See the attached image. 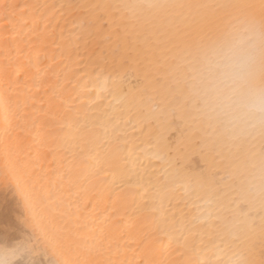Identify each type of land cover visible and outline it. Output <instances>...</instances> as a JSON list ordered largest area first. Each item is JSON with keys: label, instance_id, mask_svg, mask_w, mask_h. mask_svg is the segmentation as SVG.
<instances>
[{"label": "snow or ice", "instance_id": "6c2138e0", "mask_svg": "<svg viewBox=\"0 0 264 264\" xmlns=\"http://www.w3.org/2000/svg\"><path fill=\"white\" fill-rule=\"evenodd\" d=\"M112 7L0 3L8 21L0 36V188L17 209L0 221V240L13 256L40 246L48 264H255L247 239L206 240L203 211L174 210L166 181L173 150L161 143L144 94L131 88ZM45 79L51 96L37 109L29 85L39 89Z\"/></svg>", "mask_w": 264, "mask_h": 264}, {"label": "bare ground", "instance_id": "6f19581e", "mask_svg": "<svg viewBox=\"0 0 264 264\" xmlns=\"http://www.w3.org/2000/svg\"><path fill=\"white\" fill-rule=\"evenodd\" d=\"M104 3L113 6L110 26L130 54L131 88L144 94L153 127L161 129V143L173 150L166 181L174 210L189 216L203 211L207 222L198 230L204 239H247L255 246V264H262L264 113L251 109L247 101L264 89V0ZM7 23L0 16V36ZM24 80L22 75L19 83ZM48 83L40 81L39 89L29 85L37 109L51 96ZM16 211L11 191L0 188V221ZM226 254L231 255L227 249ZM4 258L48 264L50 254L38 246L29 255L21 249L13 256L12 247L0 240Z\"/></svg>", "mask_w": 264, "mask_h": 264}, {"label": "clouds", "instance_id": "9594fccd", "mask_svg": "<svg viewBox=\"0 0 264 264\" xmlns=\"http://www.w3.org/2000/svg\"><path fill=\"white\" fill-rule=\"evenodd\" d=\"M247 103L254 111L264 113V89H259L252 93Z\"/></svg>", "mask_w": 264, "mask_h": 264}]
</instances>
